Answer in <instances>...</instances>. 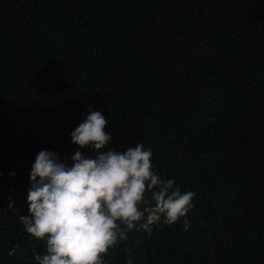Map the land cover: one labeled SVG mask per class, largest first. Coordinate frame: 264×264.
<instances>
[{
	"label": "trees",
	"instance_id": "16d2710c",
	"mask_svg": "<svg viewBox=\"0 0 264 264\" xmlns=\"http://www.w3.org/2000/svg\"><path fill=\"white\" fill-rule=\"evenodd\" d=\"M89 109L104 151L143 143L195 193L105 264H264V0H0V264L44 253L19 220L31 166L41 150L94 158L70 136Z\"/></svg>",
	"mask_w": 264,
	"mask_h": 264
},
{
	"label": "clouds",
	"instance_id": "9594fccd",
	"mask_svg": "<svg viewBox=\"0 0 264 264\" xmlns=\"http://www.w3.org/2000/svg\"><path fill=\"white\" fill-rule=\"evenodd\" d=\"M107 125L101 112L89 109L70 133L71 142L91 149L94 158L76 151L69 166L55 152L36 155L29 173L28 215L19 220L31 238L43 242L37 264H105L104 254L127 240L129 231L150 233L152 225L174 224L193 207L195 193H182L174 179L162 178L143 143L123 152L104 151L113 135ZM183 224L188 230L189 221Z\"/></svg>",
	"mask_w": 264,
	"mask_h": 264
}]
</instances>
